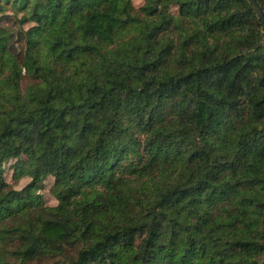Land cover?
Masks as SVG:
<instances>
[{
  "label": "trees",
  "instance_id": "16d2710c",
  "mask_svg": "<svg viewBox=\"0 0 264 264\" xmlns=\"http://www.w3.org/2000/svg\"><path fill=\"white\" fill-rule=\"evenodd\" d=\"M48 263L264 264L249 0H0V264Z\"/></svg>",
  "mask_w": 264,
  "mask_h": 264
},
{
  "label": "water",
  "instance_id": "95a60500",
  "mask_svg": "<svg viewBox=\"0 0 264 264\" xmlns=\"http://www.w3.org/2000/svg\"><path fill=\"white\" fill-rule=\"evenodd\" d=\"M250 3L253 5L257 15L259 16L262 24H263V30H264V12L261 9V7L257 4L256 0H249Z\"/></svg>",
  "mask_w": 264,
  "mask_h": 264
},
{
  "label": "rangeland",
  "instance_id": "374dc122",
  "mask_svg": "<svg viewBox=\"0 0 264 264\" xmlns=\"http://www.w3.org/2000/svg\"><path fill=\"white\" fill-rule=\"evenodd\" d=\"M142 1H143V0H134L135 4H136L137 6H140V5L142 4ZM8 177L10 178V175H8L7 178H8ZM45 199L47 200V203H48L49 205H54V204H55V201H54L49 195H46ZM48 264H49V263H48Z\"/></svg>",
  "mask_w": 264,
  "mask_h": 264
}]
</instances>
